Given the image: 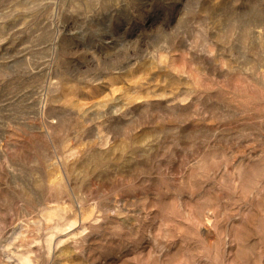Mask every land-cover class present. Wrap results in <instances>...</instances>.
Returning a JSON list of instances; mask_svg holds the SVG:
<instances>
[{
    "label": "rangeland",
    "instance_id": "1",
    "mask_svg": "<svg viewBox=\"0 0 264 264\" xmlns=\"http://www.w3.org/2000/svg\"><path fill=\"white\" fill-rule=\"evenodd\" d=\"M0 264H264V0H0Z\"/></svg>",
    "mask_w": 264,
    "mask_h": 264
}]
</instances>
